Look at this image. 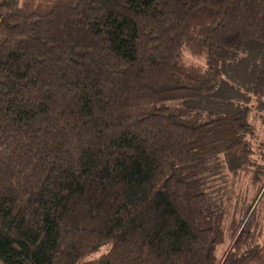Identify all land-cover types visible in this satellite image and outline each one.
Returning <instances> with one entry per match:
<instances>
[{"label":"trees","instance_id":"trees-1","mask_svg":"<svg viewBox=\"0 0 264 264\" xmlns=\"http://www.w3.org/2000/svg\"><path fill=\"white\" fill-rule=\"evenodd\" d=\"M259 118L264 0H0V260L264 264Z\"/></svg>","mask_w":264,"mask_h":264},{"label":"rangeland","instance_id":"rangeland-1","mask_svg":"<svg viewBox=\"0 0 264 264\" xmlns=\"http://www.w3.org/2000/svg\"><path fill=\"white\" fill-rule=\"evenodd\" d=\"M257 122H258V125H261V124H263L264 123V118L263 119H258L257 120ZM248 180H246V181H243L242 180V182L240 183V184H238V186H236V189H237V193L240 191V190H242V191H245L246 190V188L248 187ZM251 192H252V189H251V191H250V194H251ZM239 195V194H238ZM240 196V195H239ZM244 198H246L245 196H244ZM240 203H239V205L240 206H243V204L245 205L246 203H247V200L246 199H240V201H239ZM238 204V203H237ZM224 246H219L218 248H217V256L219 257V256H221L222 254H223V248ZM107 250H108V247L107 246H102V247H100L99 249H97L96 251H94V252H92L89 256H88V258L89 259H96V258H98L100 255H102L103 253H105V252H107ZM0 264H5V263H3L1 260H0Z\"/></svg>","mask_w":264,"mask_h":264}]
</instances>
